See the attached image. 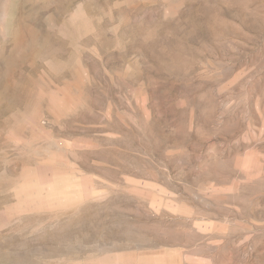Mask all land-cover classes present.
<instances>
[{
    "label": "rangeland",
    "instance_id": "374dc122",
    "mask_svg": "<svg viewBox=\"0 0 264 264\" xmlns=\"http://www.w3.org/2000/svg\"><path fill=\"white\" fill-rule=\"evenodd\" d=\"M0 264H264V0H0Z\"/></svg>",
    "mask_w": 264,
    "mask_h": 264
}]
</instances>
